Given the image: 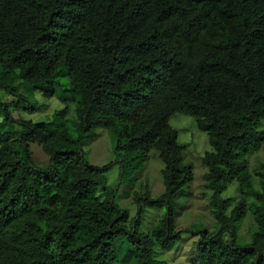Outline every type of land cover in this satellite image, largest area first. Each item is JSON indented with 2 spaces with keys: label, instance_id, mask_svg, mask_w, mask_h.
Returning <instances> with one entry per match:
<instances>
[{
  "label": "trees",
  "instance_id": "16d2710c",
  "mask_svg": "<svg viewBox=\"0 0 264 264\" xmlns=\"http://www.w3.org/2000/svg\"><path fill=\"white\" fill-rule=\"evenodd\" d=\"M36 90L67 104L21 130L0 104V264H166L156 254L180 241L176 200L194 179L175 112L193 116L210 146L202 187L217 228L186 229L198 237L196 264H264V163L258 188L248 168L264 144V0H0V91L18 109ZM98 128L114 140L115 161L101 167L83 150ZM152 148L165 189L135 193L129 217L106 173L119 163L132 179ZM232 182L239 193L223 199ZM145 205L165 209L148 232ZM248 211L254 226L239 245Z\"/></svg>",
  "mask_w": 264,
  "mask_h": 264
},
{
  "label": "rangeland",
  "instance_id": "374dc122",
  "mask_svg": "<svg viewBox=\"0 0 264 264\" xmlns=\"http://www.w3.org/2000/svg\"><path fill=\"white\" fill-rule=\"evenodd\" d=\"M60 82L61 88L69 87L68 78H61ZM18 98V96L4 94L0 91V104H6L16 120L13 126L16 130L23 128L20 120L46 121L51 118L55 110L62 109L67 104L59 100L57 96L46 98L39 90H36L29 100L22 98L19 103L20 108L16 109L14 106H10V103ZM32 105L39 108L30 110ZM43 106L46 107L42 108ZM73 112L71 109L70 116L73 115ZM169 124L177 131L178 142L184 147L183 163L192 166L194 179L186 187V196L176 200L178 208L175 212V226L178 230L184 229L181 232L180 241L170 251H158L156 258L165 260L166 264H196L195 245L198 237L192 236L186 229L211 232L217 228L216 221L209 213L210 191L205 192L202 187V174L206 169L201 160L203 154L210 150V146L207 133L197 128L193 116L175 112L170 116ZM95 133V138L91 143L84 146L83 150L90 164L101 167L115 161L114 140L104 128H98ZM29 147L33 163L39 168L46 167L49 164V156L44 153L40 144L34 140L30 142ZM260 163H264V144L248 157V168L255 188H258L257 173L260 170ZM162 168L163 162L158 151L152 148L148 152V160L135 174L131 175L132 179L124 177L121 180L119 163H114L106 173L107 184L114 192L115 202L120 208L128 212L129 217L136 216L138 212V203L134 199L135 193L142 196L146 190H149L151 197L156 199L164 192ZM238 193L237 183L232 182L221 196L223 199L234 198ZM248 201L251 202L252 197H249ZM164 212L163 207L156 209L145 205L140 229L144 232L150 231ZM253 226V217L248 211L237 226V243L239 245L247 244L250 241Z\"/></svg>",
  "mask_w": 264,
  "mask_h": 264
}]
</instances>
